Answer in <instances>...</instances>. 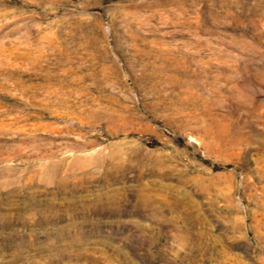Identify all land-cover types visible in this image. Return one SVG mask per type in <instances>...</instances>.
Listing matches in <instances>:
<instances>
[{
	"label": "rangeland",
	"instance_id": "rangeland-1",
	"mask_svg": "<svg viewBox=\"0 0 264 264\" xmlns=\"http://www.w3.org/2000/svg\"><path fill=\"white\" fill-rule=\"evenodd\" d=\"M0 264H264V0H0Z\"/></svg>",
	"mask_w": 264,
	"mask_h": 264
}]
</instances>
